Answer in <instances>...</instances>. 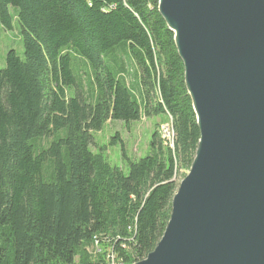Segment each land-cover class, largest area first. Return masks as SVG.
I'll return each instance as SVG.
<instances>
[{
    "label": "trees",
    "instance_id": "obj_1",
    "mask_svg": "<svg viewBox=\"0 0 264 264\" xmlns=\"http://www.w3.org/2000/svg\"><path fill=\"white\" fill-rule=\"evenodd\" d=\"M158 4L0 0L4 28L14 6L24 32L23 56L11 49L0 68V264H100L107 250L92 254L96 237L133 264L162 238L200 130ZM161 114L173 146L155 129L127 172L93 150L109 121Z\"/></svg>",
    "mask_w": 264,
    "mask_h": 264
},
{
    "label": "water",
    "instance_id": "obj_2",
    "mask_svg": "<svg viewBox=\"0 0 264 264\" xmlns=\"http://www.w3.org/2000/svg\"><path fill=\"white\" fill-rule=\"evenodd\" d=\"M200 130L166 230L135 264H264V0H159Z\"/></svg>",
    "mask_w": 264,
    "mask_h": 264
},
{
    "label": "rangeland",
    "instance_id": "obj_3",
    "mask_svg": "<svg viewBox=\"0 0 264 264\" xmlns=\"http://www.w3.org/2000/svg\"><path fill=\"white\" fill-rule=\"evenodd\" d=\"M10 13L12 15V28L5 29L0 18V68L6 67L7 53L11 49H15L21 56L24 54V32L23 28L17 18V8L10 6ZM79 68L81 75L86 80L85 70L87 67L80 61ZM167 130L172 135V145L174 133L171 124V118L161 114L158 117L142 118L139 121L126 125L123 121H109L99 132H94L95 144L92 146L93 150L102 151L106 159L114 166L121 167L124 171H128V158L131 160H138L149 154L150 141L155 129H159L162 133V137L167 133ZM117 132L123 142L118 141L113 144V138ZM168 142L169 138H164ZM48 138H45V142H48ZM102 148V150H100ZM188 170L181 169L177 174L178 185L188 174ZM93 247V246H92ZM102 252V250L100 251ZM107 258V252L106 257Z\"/></svg>",
    "mask_w": 264,
    "mask_h": 264
},
{
    "label": "built area",
    "instance_id": "obj_4",
    "mask_svg": "<svg viewBox=\"0 0 264 264\" xmlns=\"http://www.w3.org/2000/svg\"><path fill=\"white\" fill-rule=\"evenodd\" d=\"M167 131L169 141L172 145V135H170L167 126L164 127ZM125 247V245H123ZM100 250H107V261H100V264H123V259L118 251L115 250V247L112 246H103V244L98 245V247H92V254H100ZM134 264V263H133Z\"/></svg>",
    "mask_w": 264,
    "mask_h": 264
},
{
    "label": "bare ground",
    "instance_id": "obj_5",
    "mask_svg": "<svg viewBox=\"0 0 264 264\" xmlns=\"http://www.w3.org/2000/svg\"><path fill=\"white\" fill-rule=\"evenodd\" d=\"M171 135V134H170ZM166 137H168V135H167V133L166 134H164V136H163V138H166ZM101 244V240L99 239V238H97L96 237V239H95V241H94V246L93 247H98V245H100ZM101 251V250H100ZM102 261V260H101ZM105 261H107V258H105ZM136 263V262H135ZM134 263V264H135ZM123 264H126V263H124L123 262Z\"/></svg>",
    "mask_w": 264,
    "mask_h": 264
}]
</instances>
